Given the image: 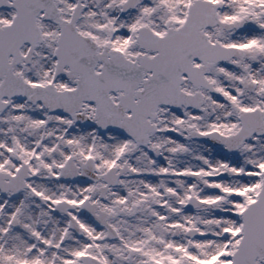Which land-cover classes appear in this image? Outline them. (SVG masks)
<instances>
[{
    "label": "snow or ice",
    "instance_id": "6c2138e0",
    "mask_svg": "<svg viewBox=\"0 0 264 264\" xmlns=\"http://www.w3.org/2000/svg\"><path fill=\"white\" fill-rule=\"evenodd\" d=\"M0 264H264V0H0Z\"/></svg>",
    "mask_w": 264,
    "mask_h": 264
}]
</instances>
